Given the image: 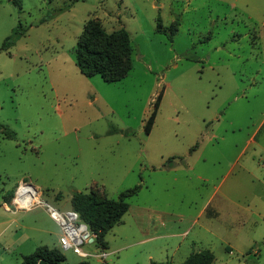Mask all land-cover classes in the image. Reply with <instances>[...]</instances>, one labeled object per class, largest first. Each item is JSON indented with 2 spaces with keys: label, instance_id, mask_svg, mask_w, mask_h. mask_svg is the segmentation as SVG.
<instances>
[{
  "label": "rangeland",
  "instance_id": "374dc122",
  "mask_svg": "<svg viewBox=\"0 0 264 264\" xmlns=\"http://www.w3.org/2000/svg\"><path fill=\"white\" fill-rule=\"evenodd\" d=\"M89 19L128 33L120 81L80 73ZM18 25L0 52V124L15 134L0 131V264L52 247L43 212L3 211L21 182L60 211L74 192L116 200L141 185L105 261L62 252V264H181L202 250L214 264H264V0H0V47Z\"/></svg>",
  "mask_w": 264,
  "mask_h": 264
},
{
  "label": "trees",
  "instance_id": "16d2710c",
  "mask_svg": "<svg viewBox=\"0 0 264 264\" xmlns=\"http://www.w3.org/2000/svg\"><path fill=\"white\" fill-rule=\"evenodd\" d=\"M20 1L10 0L14 5H19ZM157 24L156 32L164 33L160 29L159 23ZM20 31V25H18L12 34L4 40L0 52L7 51L14 46L17 39L22 36ZM175 32L176 26L168 36L169 40H172ZM131 52L130 38L124 29L121 28L108 34L97 21L89 19L83 27L75 48L76 65L85 77L97 75L106 83L117 82L125 78L131 69ZM160 98L161 93L157 95L152 110L144 122L143 131L145 134L150 133L154 124ZM0 131L5 139L13 140L15 137V134L2 124H0ZM171 160L173 158L167 160L168 166H171ZM140 187L141 185H136L124 190L116 200L98 199L92 192L72 193L69 201L70 209L78 214L80 221L95 235L97 248H105L106 234L127 213L129 208L127 200L135 196ZM63 261L64 256L57 248L39 246L33 253L24 256L21 264H62ZM181 264H214V256L208 250L192 252Z\"/></svg>",
  "mask_w": 264,
  "mask_h": 264
},
{
  "label": "built area",
  "instance_id": "2783aa9c",
  "mask_svg": "<svg viewBox=\"0 0 264 264\" xmlns=\"http://www.w3.org/2000/svg\"><path fill=\"white\" fill-rule=\"evenodd\" d=\"M264 171V163L261 165ZM12 210L6 205L2 208L6 212L29 211L33 208H42L48 217L57 225L60 231L58 238V250L71 252L80 259H93L104 262L108 253L104 249L97 248L95 235L83 224L78 214L72 209L57 210L45 200L41 199L40 191L30 183L21 182L13 192L10 200ZM85 247H94L95 252L85 250Z\"/></svg>",
  "mask_w": 264,
  "mask_h": 264
},
{
  "label": "crops",
  "instance_id": "0c3cea01",
  "mask_svg": "<svg viewBox=\"0 0 264 264\" xmlns=\"http://www.w3.org/2000/svg\"><path fill=\"white\" fill-rule=\"evenodd\" d=\"M231 6H232L233 9H236V2L234 1L233 4H232ZM254 133H255V132H254ZM254 133L252 134L251 138L247 141V144H248V143H251V142L253 141L252 138H253ZM213 137H214V136H213ZM213 137H212V138H213ZM210 139H211V138H210ZM210 139H209V141H210ZM209 141H208V142H209ZM195 153H196V152H195ZM262 163H264V160H258L257 165H256V175H258V176H260V177L262 178V182H261V184H260V186H261L260 188H263V191H264V171H263L262 168H261ZM177 169H178V167H175V166H174L173 168H170L169 170L176 171ZM185 170H189V171L192 170V169H191V165L187 163V165H186V167H185ZM251 176H252V175H251ZM252 178H253V176H252ZM35 187L40 191L41 196H43V195H44V194H43L44 192L41 190V188L38 187V186H35ZM13 192H14V191H13ZM13 192H11L7 197H5L3 202L8 201V200L10 201L11 198H12ZM42 194H43V195H42ZM263 195H264V193H263ZM53 196H54V195H53ZM70 197H71V196H70ZM70 197L68 198V201L66 202L67 205H68L67 208L70 207V205H69ZM211 199H212V198H209V199L203 204L202 209H201L199 215H201V214L203 213L204 207H205L206 205H208V204L211 203ZM2 205H4V204H2ZM37 209L40 210L41 212H43V214L48 218V216L44 213V211H42V209H40L39 207L33 208V209L29 210V211H24V212H30V211L37 210ZM3 211H4V210H3ZM4 212H5V211H4ZM7 213H14V212H7ZM48 220L50 221V227H48L47 229H42V230H40V233H42V234L46 235L48 238H50L52 247H49L48 244H43V243H42L41 246H47L48 248H57V249H58V238H59V236H60L59 228L57 227V225H56L51 219L48 218ZM149 221H150V220H149ZM36 248H37V247H36ZM36 248H35V249H36ZM103 249H104V248H103Z\"/></svg>",
  "mask_w": 264,
  "mask_h": 264
}]
</instances>
